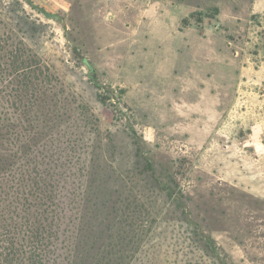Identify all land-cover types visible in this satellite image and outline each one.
Listing matches in <instances>:
<instances>
[{"label":"rangeland","instance_id":"rangeland-1","mask_svg":"<svg viewBox=\"0 0 264 264\" xmlns=\"http://www.w3.org/2000/svg\"><path fill=\"white\" fill-rule=\"evenodd\" d=\"M0 37L127 187L118 264H264V0H0Z\"/></svg>","mask_w":264,"mask_h":264},{"label":"trees","instance_id":"trees-1","mask_svg":"<svg viewBox=\"0 0 264 264\" xmlns=\"http://www.w3.org/2000/svg\"><path fill=\"white\" fill-rule=\"evenodd\" d=\"M84 63L101 87L94 65ZM40 66L0 37V264H118L127 187L118 186L113 168L97 170L95 155L82 161L59 137L52 148L51 131L65 113ZM148 170L154 175L150 161ZM151 253L160 257L162 249Z\"/></svg>","mask_w":264,"mask_h":264}]
</instances>
